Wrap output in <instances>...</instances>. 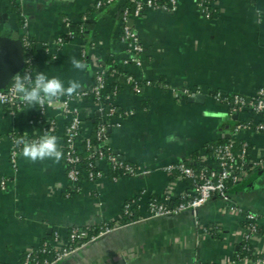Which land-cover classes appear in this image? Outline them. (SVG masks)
<instances>
[{"label":"crops","instance_id":"0c3cea01","mask_svg":"<svg viewBox=\"0 0 264 264\" xmlns=\"http://www.w3.org/2000/svg\"><path fill=\"white\" fill-rule=\"evenodd\" d=\"M103 1L13 0L16 11L9 0H0V39L28 36L36 52L32 72L45 71L65 83L78 79L83 91L97 69L105 70L106 90L117 87L112 103L125 113L118 126L107 128L106 145L136 169L135 175L111 179L105 162L95 161L102 175L74 185L66 179L63 159L33 163L18 150L11 163V133L36 134L40 121L36 107L23 105L12 113L0 107V264H21L25 252L53 234L57 246L66 245L71 227L122 222L130 199L136 200V216L145 215L152 197L178 200L190 182L165 167L177 162L214 167L210 145L223 140L248 148L225 197L212 195L195 216L182 211L123 226L51 264H256L255 256L264 257V132L234 126L261 117L247 110L230 113L213 96L249 97L264 88V24L253 23L252 12L253 6L264 10V0H209L208 15L197 0H155L165 7L143 8L127 21L142 47L138 65L128 60L131 54L120 41L119 18L128 0ZM65 22L72 36L57 45L55 39L68 30ZM73 56L91 72L74 69ZM185 88L191 95L181 93ZM193 95L201 97L189 101ZM76 103L79 150L80 139L91 132L95 103L90 98ZM45 117L54 121L50 133L62 149L66 119L52 108ZM246 213L257 216L256 228L248 240L251 254L239 256Z\"/></svg>","mask_w":264,"mask_h":264},{"label":"built area","instance_id":"2783aa9c","mask_svg":"<svg viewBox=\"0 0 264 264\" xmlns=\"http://www.w3.org/2000/svg\"><path fill=\"white\" fill-rule=\"evenodd\" d=\"M105 4H109L112 0H104ZM170 4L173 0H168ZM129 7L124 6L120 13V41L124 43L131 56L128 59L134 64H139L138 55L140 54L142 47L139 44V40L135 31L127 25V21L130 17H136L143 8H164V4H159L155 0H128ZM197 6L199 10L204 14H210L209 0H197ZM101 2H97L96 6H99ZM68 27L66 33L55 39L54 43L61 45L64 40L72 36V32L69 28V23L65 22ZM22 52H23V67L20 73L32 72L29 69L31 65L32 58L27 55L24 56L26 50L30 48V40L26 34H22L19 38ZM105 70L97 69L93 76V81L91 86L83 91H78L76 95L71 98L62 97L60 103L45 105L42 109L36 107L38 119L41 126L38 127L36 134L38 138L43 134L44 131L49 132L54 129V121L45 117V112L47 109H58L59 113L66 119L65 124L62 129V147L63 160L65 165V175L66 179L71 183L76 185L82 177L93 181L102 175L99 169L92 170V164L89 162L91 159L94 161H104L108 163L111 169L121 170L120 176H132L136 174V169L133 165L124 163L115 153L107 152L105 153L101 147L106 145L107 140V128L109 126H118L120 124L121 118L125 116L123 111H117L112 99L116 94L113 89L106 90V80H105ZM131 82V86L134 90H137L138 84L134 82L131 78H128ZM11 81L6 85L3 90H0V107H6L9 113L19 109L23 104L15 100L10 91ZM184 95H191L189 89L185 88L181 90ZM216 100L222 101L227 106L230 113H241L243 111H249L253 114L259 115L261 120L258 122H252L250 120H243L237 122L234 126V130L239 129H251L255 132H264V88H258L253 95L249 97H244L239 94H231L228 96H220L215 94L213 96ZM85 98H90L95 103V112L101 117L94 129V138L98 141V148H92L90 138L84 136V149L86 150V159L88 160L86 168L82 169L79 166V155L75 146V143L79 137L80 131V116L79 109L77 106V101ZM112 103L104 106V103ZM11 148L9 160L11 163L15 161V157L18 149L13 145L14 138L10 136ZM245 144L242 143L238 152L234 153L232 150V142L227 141L224 143L217 144L211 147V155L215 161V166L199 167L193 168L186 165L183 162H177L169 164L165 169L169 172H174L178 176L188 179L190 182V190L184 193L175 203H170L168 197H152L146 203L145 215H134V207L136 206V200L130 199L125 202L122 207V222L116 223H102L97 227H71L67 233V243L63 246H57L58 238L53 234L49 239L44 240L34 249H31L24 253L21 264H51L60 258L68 255L69 253L75 251L76 249L84 246L86 243L93 241L99 236L112 232L123 226L129 225L131 223L137 222L139 220L158 217V216H173L182 211H188L192 216H195L196 210L200 207L207 199L212 195H219L225 197V190L228 183H235L238 180V172L242 169L241 163H243L245 155ZM108 149V147L106 146ZM119 176H112L111 179H116ZM0 187H3V181H0ZM230 209L234 208L230 206ZM244 232L241 237L239 246L241 249L251 251L248 247V240L251 234L256 228V218L257 216L252 213H246ZM95 228L97 231L91 233ZM50 251L52 253L51 259L43 258L41 260L35 259L36 253H45ZM256 264H264V257L255 256Z\"/></svg>","mask_w":264,"mask_h":264},{"label":"clouds","instance_id":"9594fccd","mask_svg":"<svg viewBox=\"0 0 264 264\" xmlns=\"http://www.w3.org/2000/svg\"><path fill=\"white\" fill-rule=\"evenodd\" d=\"M253 23L264 24V10L253 6ZM74 69L80 72H91V67L75 56L69 58ZM82 82L69 79L67 83L58 76H49L45 71L17 73L11 79V94L19 103L28 109L43 108L45 105L60 103L62 97L71 98L78 93ZM59 138L48 130L35 139H29L27 132L19 135L15 145L20 149V155L33 163L52 160L59 163L63 159V152L59 145Z\"/></svg>","mask_w":264,"mask_h":264},{"label":"trees","instance_id":"16d2710c","mask_svg":"<svg viewBox=\"0 0 264 264\" xmlns=\"http://www.w3.org/2000/svg\"><path fill=\"white\" fill-rule=\"evenodd\" d=\"M10 1V4L11 5H13V7H15L16 8V11H18V8H17V5H16V3L15 2H13V0H9ZM125 6H127V7H129L130 5H129V3H126V5ZM30 40V39H29ZM27 55H29L31 58H32V62H31V65L29 66V69L31 70V71H33V68H34V64H35V59H36V52H35V48H34V45H33V43H32V41L30 40V48L28 49V50H26L25 51V53H24V56L26 57ZM21 74H23V73H21ZM114 88V90L117 92V87L115 86H113V87H111L110 89H109V91L111 90V89H113ZM107 104H112V103H104V106H106ZM115 106V108H116V110L117 111H121V110H119L118 109V107L116 106V105H114ZM101 117L95 112V111H93V114H92V116L89 118V121H90V123H91V132H90V134L88 135V137L90 138V142H91V147L93 148H98L99 146V144H98V141L94 138V129H95V126H96V124H97V121L100 119ZM39 124V123H38ZM41 126V123L39 124V126L38 127H40ZM23 133H20V132H13L12 133V136H13V138H14V142H13V145H14V147L16 148V149H18V150H20L19 148H17L16 147V145H15V140H16V138L19 136V135H22ZM28 137H29V139H33L34 137H36L34 134H32V135H28ZM225 141H228V140H223V141H220V142H217V143H213V145H210V150H211V147H213V146H215V145H217V144H220V143H223V142H225ZM231 142H232V150H233V152L234 153H236V152H238L239 151V149H240V147H241V145H242V143L240 142V141H237V140H231ZM106 146L107 145H105V146H103V147H101V149L105 152V153H107V152H111L112 150L108 147V149L106 148ZM209 150V149H208ZM64 151V149H63V147H62V152ZM77 152H78V155H79V157H80V159H79V166H80V168H82V169H84V168H86V165H87V162H88V160L86 159V154H87V152H86V150L84 149V140H83V138L82 139H80V143H79V150L77 149ZM247 152H248V148H247V146H245V155H244V160H243V163H241L240 165H241V167L243 166V164H245V162H246V160H247ZM95 159L93 158V159H91V160H89V162H91V164H92V167H91V169L92 170H95L96 169V166H95V161H94ZM123 161V160H122ZM124 163H126L125 161H123ZM106 164V168H107V172H108V175H109V177L111 178L112 176H120L121 175V170H119V169H116V170H113V169H111V167H110V165L108 164V163H105ZM177 201V200H176ZM176 201H174V202H171V200H170V203H175ZM97 231V228H95L91 233H94V232H96ZM237 253H238V255L239 256H242V255H249L250 254V252L249 251H246V250H244V249H241V246H239V249L237 250ZM51 256H52V253L50 252V251H47V252H45V253H36L35 254V259L36 260H41V259H43V258H46V259H51ZM29 264H32V262H30Z\"/></svg>","mask_w":264,"mask_h":264},{"label":"water","instance_id":"95a60500","mask_svg":"<svg viewBox=\"0 0 264 264\" xmlns=\"http://www.w3.org/2000/svg\"><path fill=\"white\" fill-rule=\"evenodd\" d=\"M23 67V52L20 40L11 36L0 39V90H3L12 77ZM200 95H193L189 101H198Z\"/></svg>","mask_w":264,"mask_h":264}]
</instances>
